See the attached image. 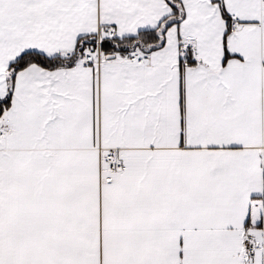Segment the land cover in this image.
Wrapping results in <instances>:
<instances>
[{
	"label": "snow or ice",
	"instance_id": "obj_1",
	"mask_svg": "<svg viewBox=\"0 0 264 264\" xmlns=\"http://www.w3.org/2000/svg\"><path fill=\"white\" fill-rule=\"evenodd\" d=\"M0 264H264V0H0Z\"/></svg>",
	"mask_w": 264,
	"mask_h": 264
}]
</instances>
